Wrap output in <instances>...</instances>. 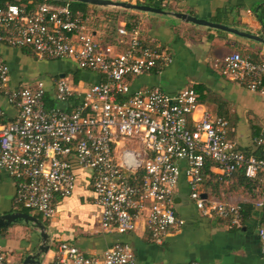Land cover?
Segmentation results:
<instances>
[{
    "label": "built area",
    "instance_id": "built-area-1",
    "mask_svg": "<svg viewBox=\"0 0 264 264\" xmlns=\"http://www.w3.org/2000/svg\"><path fill=\"white\" fill-rule=\"evenodd\" d=\"M0 43L29 49L40 59L72 61L79 70L105 79L81 92L67 78L56 79L49 89L56 105L48 108L47 84L37 80L12 87L10 68L0 56V98L13 110L10 117L0 107V175L16 181L15 209L51 220L57 199L73 194L78 169L92 174L103 233L126 235L142 220L151 243L158 246L184 225L175 210L182 177L199 215L225 220L230 229L241 227L242 208L203 196L202 184L211 173L216 182L227 183L242 172L256 196L252 205L264 207V135L254 139L261 157L246 155L228 139L227 119L207 110L194 117L199 103L193 88L173 96L159 86L131 92L132 80L160 74L172 62L160 46L145 43L138 29L121 26L114 43L105 44L67 4L42 3L33 10L6 4L0 7ZM221 72L264 102V61L234 52L223 58ZM258 237L264 253V227ZM55 246V257H42L40 264L136 262L125 242L112 244L102 257L67 242ZM0 264H9L1 250Z\"/></svg>",
    "mask_w": 264,
    "mask_h": 264
},
{
    "label": "crops",
    "instance_id": "crops-1",
    "mask_svg": "<svg viewBox=\"0 0 264 264\" xmlns=\"http://www.w3.org/2000/svg\"><path fill=\"white\" fill-rule=\"evenodd\" d=\"M112 1L143 4L163 11L152 13L98 6L90 7L86 15L88 25H85L98 40L112 44L117 29L125 25L128 30L138 29L145 43L160 46L172 57V62L162 73L151 72L132 80L131 92L159 86L164 93L173 96L181 89L193 88L199 103L194 117L207 110L227 119L228 139L235 144L236 150L261 157L254 139L264 135V102L258 94L248 91L245 84L223 76L220 60L237 52L253 61H264V43L195 25L176 18L174 14H187L264 38V0ZM0 56L10 68L12 87L42 80L50 89L56 79L65 77L81 92L105 80L96 73L79 70L72 61L40 59L26 48H12L0 43ZM76 68L79 70L77 83L73 79ZM60 106L71 109L70 104ZM0 107L8 116H13L12 108L2 98ZM75 173L73 194L57 199L55 216L46 222L50 250L42 259L55 257L57 241L75 245L95 257H102L112 244L125 242L135 252V264H264L258 237L259 229L264 227V207L256 209L252 205L256 196L252 185L246 183L240 172L224 184L217 183L213 174L208 175L201 187L204 197L207 195L217 201L238 204L241 208L243 205L252 207L251 214L243 217L240 228L230 229L225 220L215 216H200L189 199L188 186L182 177L175 193V210L177 216L184 220V225L179 230H171L161 246L151 243L142 220L132 233H103L101 212L94 204L92 174L81 169ZM15 190L16 181L2 173L0 215L15 212ZM40 243L39 231L32 224L16 223L0 230V250L10 254L9 264H22Z\"/></svg>",
    "mask_w": 264,
    "mask_h": 264
},
{
    "label": "water",
    "instance_id": "water-1",
    "mask_svg": "<svg viewBox=\"0 0 264 264\" xmlns=\"http://www.w3.org/2000/svg\"><path fill=\"white\" fill-rule=\"evenodd\" d=\"M58 2H80L84 4H88L91 6H99V7H114V8H123L127 10H138L144 12H152V13H163L160 9L152 8L147 5H137V4H129L126 2H116L112 0H52ZM174 16L178 19L184 20L186 22L201 25L210 28H216L225 32H229L235 34L236 36L246 38L248 40H252L255 42L264 43V38H261L257 35L248 34L245 32H240L236 29H232L220 24H216L213 22H209L206 20H201L195 17H192L187 14L175 13ZM23 222L25 224H32L38 231L40 237V245L35 250L34 253L27 255L22 264H40L41 257L45 255L49 250V241L50 237L47 233L46 226L35 216L23 212H12L0 215V230L11 226L12 224Z\"/></svg>",
    "mask_w": 264,
    "mask_h": 264
},
{
    "label": "trees",
    "instance_id": "trees-1",
    "mask_svg": "<svg viewBox=\"0 0 264 264\" xmlns=\"http://www.w3.org/2000/svg\"><path fill=\"white\" fill-rule=\"evenodd\" d=\"M42 3H51V4H67V5H69V7H70V9L73 11V12H78V13H80V15H81V17H82V19H83V22L86 24V25H88L87 24V19H86V15H88V12H89V10H91V9H89L90 7H92V8H97L98 6H91V5H88V4H84V3H80V2H58V1H52V0H0V7H2V6H4V5H6V4H16V5H19V6H23V7H25V8H27L28 10H33L36 6H38V5H40V4H42ZM114 27V26H113ZM117 33V32H116ZM116 37V35L114 36V38ZM114 38H113V41H112V43L114 42ZM105 44H111V43H108V42H106V41H103ZM77 71H79L77 68H76V72H75V74H74V76H73V79H74V82L75 83H77V81H78V72ZM48 87V86H47ZM50 91L51 90H49V87H48V89H47V96H46V106L48 107V108H50V107H53V106H55L56 104H55V102H54V100H52V98L50 97ZM72 101V100H71ZM76 102H77V100H74L73 99V104L75 105L76 104ZM261 154V153H260ZM247 155V154H246ZM253 156H255V155H253ZM255 157H260V156H255ZM210 167V163L209 162H207L206 163V167H205V169H206V171H208V168ZM240 172V171H239ZM238 173V172H237ZM241 173V175H242V177L246 180V183L247 184H251L245 177H244V175H243V173L242 172H240ZM210 175H212V173L210 174ZM218 183V182H217ZM220 184H224V183H220ZM252 185V184H251ZM242 213H243V217L244 218H246V217H248V215L249 214H251L250 212H252V207L251 206H247V205H243V207H242ZM15 212H23V213H27V214H31V215H33V216H35V217H37L45 226H47V220H44L43 218H42V216L40 215V214H37V213H32L30 210H27V209H24V208H16L15 210H14ZM244 211V212H243ZM20 223H23V222H20ZM19 223V224H20ZM24 224V223H23ZM33 226V225H32ZM34 227V226H33Z\"/></svg>",
    "mask_w": 264,
    "mask_h": 264
},
{
    "label": "rangeland",
    "instance_id": "rangeland-1",
    "mask_svg": "<svg viewBox=\"0 0 264 264\" xmlns=\"http://www.w3.org/2000/svg\"><path fill=\"white\" fill-rule=\"evenodd\" d=\"M36 55V54H35ZM221 61V63H222V61H223V58H222V60H220ZM137 145H140L139 144V142L138 143H136ZM124 147H130V146H122V148H124ZM13 225V224H12ZM2 253L7 257V259L10 257V254H8L7 252H5V251H2Z\"/></svg>",
    "mask_w": 264,
    "mask_h": 264
}]
</instances>
